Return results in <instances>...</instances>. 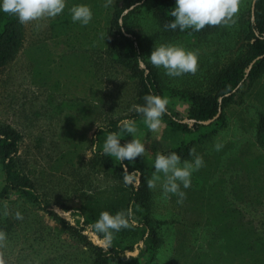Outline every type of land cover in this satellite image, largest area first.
I'll return each instance as SVG.
<instances>
[{
    "label": "rangeland",
    "instance_id": "rangeland-1",
    "mask_svg": "<svg viewBox=\"0 0 264 264\" xmlns=\"http://www.w3.org/2000/svg\"><path fill=\"white\" fill-rule=\"evenodd\" d=\"M123 1L67 0L61 15L23 24L22 46L0 71V125L10 126L22 136L18 163L41 197L37 203L9 191L0 199V233L4 234L0 264H95L93 246L108 245L88 227L73 231L69 224L76 226L80 218L74 208L87 196L123 184L108 167L109 161H119L102 154L107 134L99 130L111 121L133 116L136 111L132 106L140 104L139 86L122 65L111 66L110 53L104 59L98 55L107 50L108 15ZM257 1L240 0L233 20L194 46L199 58L195 74L200 76L216 63L212 52L222 48L218 43L230 42L236 30L239 39L243 29L237 18L254 17ZM81 2L93 11L92 21L85 26L73 22L69 11L72 4ZM154 8L155 0H147L131 15L132 22L136 18L140 23L147 53L152 52L151 41L159 26ZM63 23L70 31H63ZM242 38L236 51L244 42ZM228 53L225 55L231 56ZM159 69L166 80L173 78L171 88L192 76L169 77ZM169 99L171 108L186 114L187 104L175 97ZM223 111V126L195 135L176 130L166 120L157 132L150 131L143 121L137 122L134 135L147 150L141 156L144 166L153 167L157 152L193 140L205 163L193 173L191 187L184 189L182 204L175 195L162 196L159 184L151 188V214L168 222L160 232L163 243L153 257L149 254L148 259L134 261L145 247L147 234L134 245L135 251L128 254L131 259L125 264H194L214 246L212 243L221 242L223 217L232 225L240 221V230L251 231L253 224L257 233L264 232V149L257 141L264 114V75L250 87H243ZM131 135L123 133L121 139L131 140ZM97 141L101 150L93 152L91 144ZM216 143L223 145L219 151ZM4 187L0 162V193ZM217 204L226 205L220 208L223 212L216 210ZM17 212L22 219L17 218ZM234 235L235 244L241 233ZM230 264L244 263L233 259Z\"/></svg>",
    "mask_w": 264,
    "mask_h": 264
},
{
    "label": "trees",
    "instance_id": "trees-1",
    "mask_svg": "<svg viewBox=\"0 0 264 264\" xmlns=\"http://www.w3.org/2000/svg\"><path fill=\"white\" fill-rule=\"evenodd\" d=\"M146 3L147 0H124L120 8L108 15L107 50L105 53L100 51L99 57L104 59L103 57L110 53L111 66L122 65L131 77L137 80L140 104L144 103L143 97L149 93L167 97L169 103L162 120H166L176 130L195 135L203 129H216L220 125L223 126L225 122L223 110L227 103L233 100L243 87H250L264 75V0L257 1L254 17L250 16L248 20H245L240 15L237 18L242 24L243 31L240 30L239 39L237 37L239 31L236 30V36L230 42L218 43V46L222 48L212 52V56L217 58L216 63L208 66L203 74L200 73V76L197 73L184 78L178 83L177 88L170 87L174 81L173 78L167 77L166 80L161 75V70L150 63L140 23L136 18H133V22L131 21V15L139 11ZM174 6L175 0H156L154 11L161 28L165 32L169 30L172 35L175 34V38L181 43L184 41L186 45L197 46L200 41L214 35L224 26L223 23L208 25L200 31L166 28L165 25L173 19L171 10ZM61 27L65 32L71 29L65 23ZM23 38V24L11 14L0 13V71L14 59L22 46ZM240 38L244 42L236 51L235 47ZM227 52L231 56L227 57L225 55ZM172 97L187 104L186 114L171 108L169 98ZM130 118L137 122L143 121L142 114L138 112ZM212 120L214 121L209 125L203 124ZM117 123L118 121H111L107 127L100 128L99 133L119 131ZM214 132L216 130H212L213 134ZM204 137L207 135L205 134ZM128 141L130 140L121 139L122 144ZM194 141L186 142L164 153L176 151L183 159H192L189 150L195 147ZM257 141L264 149V114L259 120ZM21 144L22 136L17 131L10 126L0 125V162L5 175V187L0 193V199L9 191H15L39 203L41 200L39 193L18 163ZM124 165H127V175L130 177L128 183L124 180L126 174ZM108 167L114 171L118 179L123 181L122 186H111L87 196L74 208L80 218L76 226L69 224V227L73 231L85 230L99 217L101 211L109 210L115 213L131 205L135 209L137 223L133 227L116 232L107 246H93L95 264L129 262L131 258L128 254L135 251L134 245L140 240L143 241L147 234L145 247L141 249L134 261L145 256L147 259L153 257L163 243L161 228L168 224L167 221L158 220L151 214L152 191L148 187V180L152 176L154 167L144 166L141 156L133 161L125 160L122 163L119 161L118 164L109 161ZM135 169H140L142 175H137ZM222 199H226L225 196ZM225 206V204L222 206L217 204L216 210L223 212L220 208ZM220 222H224L219 229L221 242L212 243L211 245L215 247L212 246L208 252L198 256L194 264H230L233 259H239L244 264H264V232L257 233L258 231L256 232V228L251 223V231L240 230L238 226L240 221L232 225L229 220L226 221V217L220 219ZM235 232L236 234L240 232L241 235L238 242L234 244L235 235L232 236V233ZM216 245L219 247L216 248ZM252 247L253 250L250 251L249 248Z\"/></svg>",
    "mask_w": 264,
    "mask_h": 264
},
{
    "label": "clouds",
    "instance_id": "clouds-1",
    "mask_svg": "<svg viewBox=\"0 0 264 264\" xmlns=\"http://www.w3.org/2000/svg\"><path fill=\"white\" fill-rule=\"evenodd\" d=\"M240 0H175L171 10L173 19L165 25L172 30L192 29L200 31L208 25L227 24L233 20L239 11ZM107 6V4L105 5ZM67 7V0H0V13L15 16L21 24H28L41 18H55L61 15ZM71 20L80 25H88L93 19V11L87 3H74L69 9ZM150 63L163 68L169 77H179L186 73L195 74L198 71V54L182 45L161 43L156 45L151 55ZM143 104H134L132 110L142 114L143 123L152 132H157L162 124V117L167 112L168 98L149 93L143 97ZM119 131H109L102 145V154L120 161H133L146 155V146L134 135L137 132V121L131 118L120 119L117 123ZM123 133L133 134V139L121 143ZM219 151L223 145L216 143ZM101 150L99 142L91 144V151ZM192 159H183L176 151L157 152L153 160L154 171L148 180L149 188L159 184L161 195H175L177 203H183L186 196L184 189L191 187L192 175L204 166V158L196 152L195 147L189 150ZM125 183L130 181L127 175V165H124ZM137 175H142L140 169H135ZM18 219L22 214L17 212ZM83 220V217L81 218ZM137 223L135 209L130 205L115 213L109 210L100 212L99 217L88 226L103 241L110 242L116 232L135 226ZM4 234L0 233V240Z\"/></svg>",
    "mask_w": 264,
    "mask_h": 264
},
{
    "label": "crops",
    "instance_id": "crops-1",
    "mask_svg": "<svg viewBox=\"0 0 264 264\" xmlns=\"http://www.w3.org/2000/svg\"><path fill=\"white\" fill-rule=\"evenodd\" d=\"M156 29L157 30H155L154 35H153V38H155V39H153L151 41L152 44L150 46V47H152V51L156 45H159L161 43H173V44H179V45H182V43H183V46L185 48L192 50V51L196 50L194 46H189V45L184 44V41H182V43H181L180 40H177L175 38V36H174L175 34L172 35L169 30H167V32H165V30L163 28H161L160 25ZM148 54L151 55V51H149Z\"/></svg>",
    "mask_w": 264,
    "mask_h": 264
},
{
    "label": "water",
    "instance_id": "water-1",
    "mask_svg": "<svg viewBox=\"0 0 264 264\" xmlns=\"http://www.w3.org/2000/svg\"><path fill=\"white\" fill-rule=\"evenodd\" d=\"M218 116H219V115H218ZM218 116H217V117H218ZM213 121H214V120L209 121V122H204L203 124H205V125H209V124H211Z\"/></svg>",
    "mask_w": 264,
    "mask_h": 264
}]
</instances>
